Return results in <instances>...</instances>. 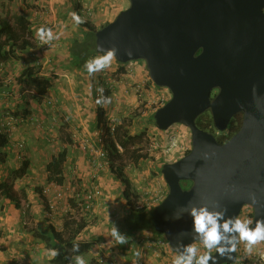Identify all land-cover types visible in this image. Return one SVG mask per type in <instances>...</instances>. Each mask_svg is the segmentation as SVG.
<instances>
[{
	"label": "water",
	"instance_id": "95a60500",
	"mask_svg": "<svg viewBox=\"0 0 264 264\" xmlns=\"http://www.w3.org/2000/svg\"><path fill=\"white\" fill-rule=\"evenodd\" d=\"M95 42L102 54L101 46L117 48L119 62L144 60L155 84L170 89L171 98L154 113L160 130L179 123L191 131L190 150L162 166L169 189L153 209L152 225L171 249L177 254L179 241L194 242L180 235L191 232L190 200L219 204L228 216L251 205L253 222L264 217V0H130L96 31ZM206 111L218 131L239 112L242 125L222 143L198 126ZM212 256L218 264L233 263L215 249Z\"/></svg>",
	"mask_w": 264,
	"mask_h": 264
},
{
	"label": "crops",
	"instance_id": "0c3cea01",
	"mask_svg": "<svg viewBox=\"0 0 264 264\" xmlns=\"http://www.w3.org/2000/svg\"><path fill=\"white\" fill-rule=\"evenodd\" d=\"M36 2L40 4L41 8H44V10L41 9L39 12L40 14L32 17L34 23L39 22L37 25H33V21L30 19L32 22V27L30 24V28L32 29L35 26L46 27L49 24L51 26L47 28H52L54 34H58L59 38L64 36V39L59 40L58 38L53 40L51 44L55 45L54 47H43L41 46L43 43H41V41L36 37L38 44L37 47L33 46L34 48L21 51V53L17 51V54L22 55L18 60L11 57L8 52L9 47H6V54H8V56H5L6 54L3 56L5 57L4 61L7 63L5 73L13 77L12 79L14 82H12L13 84L11 83L9 86L5 87L4 84L0 87V121L2 122L3 113L5 111H20L23 115L30 114L31 110L46 111V109L42 108V106H45V102L43 101L44 98H57L56 101L59 107H57V109L51 107V110L47 111H57L59 127L65 126L68 134L70 133L68 135V139H70L68 140L70 142L68 144V156L70 157V161L68 165L65 162V167H68L69 170L66 172L65 169L64 183L62 185H57L60 187H67L68 189L69 185L72 184L70 181L75 178V180H80V185H82L84 189L89 188L94 183H98L102 186L104 192V197L101 198L102 201L99 203L98 209L100 210L95 213L96 216H99L98 220L94 221V224H88L81 232L82 237L86 235V238H88L89 241H93L89 251L84 254V258L88 261V264L90 263V260L92 262H94V260H102V264H134V262L135 264H172V260L176 255L172 249L168 248L169 250H166L162 256L158 257L150 253L145 247V243L142 242L143 238H145L144 236L146 234L151 235L153 231L148 232L139 230L131 232L126 229V223L124 221L126 204L121 205L122 207L119 204H116L119 199L123 200L124 198L123 195H119L121 192L120 189H118V184L116 183L118 180H116L115 174L108 172L107 176L109 177H107L105 170L98 171L96 172L97 174L93 173L91 169V153L89 151H84L79 147L80 143L86 138L92 137L94 131L97 129L99 125L98 118L102 107L105 111H107L106 120L110 123V120L115 119V117L112 116L115 111H119L121 114L126 112L127 114L128 112H132L133 108L138 105L136 94H134L131 90L129 91V88L131 89V87H128L129 85L135 83L136 81L146 82L148 87L146 94H149L150 96L154 93L157 95L158 91H160L159 88L162 87L150 81L149 75H146V72L140 68L142 66L141 64H139V67L131 65L133 63L138 64L139 61H134L130 64L129 62L122 63L115 59L112 62L111 67L107 68L108 71H106L104 75L101 72H97L90 76L84 68L85 63L81 66H77L76 59L72 58L69 54L70 42L72 37H75L76 35L73 34V32L66 33L67 35L57 33V4H59V7L64 5L63 9L66 8L65 12H60V17L64 20L70 19L71 17L69 13L79 10L80 5L78 4L77 7H73L72 9L71 5L73 4V6H75V3H72V0H36ZM88 4H93L92 8L94 10L95 19L109 22L112 21L122 9L130 5V0H90L88 1ZM88 4H85V6ZM70 21H72V18ZM97 24V21L94 20L87 23L89 26L98 28ZM82 29L87 31V27L85 26ZM32 33L36 36L33 29ZM61 42L65 45L62 51L59 50L61 48ZM57 43H59L58 47ZM94 56L96 55H93L92 57ZM9 57H11V59H8ZM33 58L38 60L37 63H40V61L42 62V65L40 66L42 74L51 77L53 80V84L49 91L44 95L43 100L41 99L35 101L38 105L37 103L34 104L33 101L30 104L26 102V99L23 97V84L18 83V85H16L14 78L18 77L25 67L33 66L31 62ZM129 65L133 67L132 74L126 73V67ZM116 70L118 71L114 74V82L116 85H113V83L109 85V83L112 82L111 72H115ZM132 79L134 80L130 81ZM0 83H3L2 79ZM100 87L106 89L105 96L109 97L112 104H115L116 107L113 108V106H109V103L105 104V106H101L96 103L94 98L97 97L94 94L96 89ZM4 90H6L8 94H4ZM10 90H12V92H9ZM107 90L109 92H107ZM156 95L154 99L147 102L148 106L146 107V110H143L141 113L145 116L143 117V121L146 126L150 125L152 116L155 113V107L152 103L156 100ZM65 121L67 123H65ZM18 127V136L28 137L30 147L32 146L35 149L39 148L35 144L40 141L41 133L35 132L29 126H25L24 124H20ZM2 136L5 137V135ZM14 143L15 142H12V140L9 139L7 140V144L4 148L0 147V153L3 154V160H1L2 157H0V164L2 165H0V182L5 180L9 176L10 171L13 170L14 166L11 161H13L12 156L15 155L13 154V149L15 148ZM26 158H29L31 167L33 164L31 160H34L35 163L38 161L37 157L33 159V155L31 153L27 155ZM4 163H7L8 165L4 166ZM161 165H159V168L157 166L154 171L158 172ZM75 166H78L76 177L72 176V168ZM14 169L16 168L14 167ZM99 177L100 180H98ZM106 178L109 180H105ZM159 182L160 187H162L161 189L168 192L169 188L165 180L163 179ZM59 203L60 200H58V207ZM103 203H106L108 207L105 211L101 206ZM4 204L6 206L5 210H11L8 215L11 214L16 216L18 212L12 209V203L4 199ZM56 213L57 217L61 214L60 208H58ZM114 219H117V221H114ZM113 226H117L121 233L127 236L128 242L126 244H117L112 238L111 229ZM59 228L62 227H57V229ZM8 229L10 230L11 228L8 227ZM5 242L8 245V248L9 246L14 245L11 246V250H15V253L19 254V258L28 264H50L48 251L43 254L45 250H49L48 248H45L44 242H34V238L29 236L21 237L20 240L15 238H11L10 240L5 239ZM35 243H37V248L34 247ZM3 247H5V244ZM23 250L27 251L26 260L22 257ZM137 251L141 254L139 257L135 256ZM0 262H2L0 264H5L7 261L6 259L3 260V258H0Z\"/></svg>",
	"mask_w": 264,
	"mask_h": 264
},
{
	"label": "rangeland",
	"instance_id": "374dc122",
	"mask_svg": "<svg viewBox=\"0 0 264 264\" xmlns=\"http://www.w3.org/2000/svg\"><path fill=\"white\" fill-rule=\"evenodd\" d=\"M88 1L90 0H72V3H75V6H73V4L71 5L72 9L73 7H77L79 4L80 5L79 10H77L76 12H78V14L85 19L86 21L85 23H89L94 20V21H97L98 28L103 27L106 21H100L99 19H95V15L93 12L94 10L92 8L93 4H88ZM85 4H88V5L85 6ZM63 6L61 5L59 7V4H57V33H60V34L62 33V35H65V33L73 32V34H75L78 38L84 37V32L86 30L82 29L83 28L82 24L76 25L73 20L70 21L71 18L64 20L62 17H60L61 15L60 12L66 11V8L63 9ZM41 9L44 10V8H41L40 4H38L36 0H0V21L2 19H8L11 23H14L13 17H15L16 14H21L25 16L26 18H28V20L30 21V24L32 23L31 22L32 20L33 25H37L39 22L34 23V20L32 17H35V15L40 14L39 12L41 11ZM88 10L92 12L91 15H88ZM49 26L51 25L48 24L46 27H49ZM31 27H32V24H31ZM39 27L41 26H35L34 28L38 29ZM34 28L32 29L35 31ZM29 39L33 43V45L37 47L38 44H37L36 36L30 35ZM58 45L59 43H57V47ZM64 47L65 45L62 43L61 48L59 50L62 51ZM19 52L21 53V51ZM21 56L22 55H19L17 53H14L13 55H11V57H13L16 60L20 59ZM11 57H9L8 59H11ZM4 60H5V57H0V68H2L0 69V81L2 77L4 78V77L10 76L9 74L5 73L7 69L6 68L7 63ZM37 61L38 60L36 58H33V60L31 61L33 66L42 65L41 61L40 63H37ZM138 61L139 63L133 64V66L139 67V64H141L142 66L140 65L141 66L140 68L144 70V72H146V75H149L146 62L144 60H138ZM106 71L108 70L105 69V72ZM116 72L118 71L116 70L115 72H111L112 78L115 77L114 74ZM102 74L104 75L105 73H102ZM149 79L152 83L154 82L151 77ZM133 80L134 79L130 81H133ZM11 83L12 81L9 82L8 84L10 85ZM111 83H113V85H116L115 82H110L109 85ZM0 84L4 85V83H0ZM15 84L18 85V82L17 83L15 82ZM128 87H131V85H129ZM97 89L95 91V94L97 92ZM147 89L148 87L145 82L142 87V91H141L142 96L140 98L136 93L133 92L134 94H136L138 105L133 108L132 112H128L127 114L126 112L121 114L119 113V111H117L118 113L116 111L114 113L112 112L113 113L112 116L115 117L114 119L115 125L121 124L125 120H128V121H131V126L129 127L131 134H140V133L144 134L142 141L136 144V148L138 149L140 153L148 155V157L146 159H142V161L139 164L135 165L130 161V158L127 156V154H124V157L122 160L118 159L120 163H117V165L120 164L124 166V172L129 178L130 185H131V190H130V192L132 193L131 199L138 207H143V205L146 204L148 197H150L152 193H154L157 190L158 185L160 184L159 181L164 179L160 169H158L159 170L158 172H155L154 171L155 168H157V166L159 168V165H161V163L164 161L169 162L171 160H177V158H180L179 153L175 151L176 150L175 148L174 149L170 148L169 149V151L171 150L170 152L166 151V149L168 148V143H169L168 140H171L172 136L180 137V141L178 145H181L182 143V147H188V149L191 148V140H192L190 129L183 124H179V123L174 124L173 126H171L169 130L168 129L160 130L157 127V125L154 124L153 120L150 121L149 126L144 125L145 122L143 121V117L145 116H143V114L141 113L143 110L144 111L146 110V107L148 106L147 102L151 99H154L156 95L155 93L152 96H150L149 94H146ZM159 89L160 91H158V94L156 95L157 98L163 95L164 93H171L170 89L167 87H162ZM9 92H12V90H10ZM3 93L8 94L6 90H4ZM35 93L36 92L32 90H27V91L24 90L23 95L28 96V94H35ZM35 97L36 96H33V95L30 98L27 97L28 103L30 104L33 101L34 104H36L37 102L35 103V101L41 100V99H34ZM49 99L52 100L51 103L48 102ZM56 99L57 98L55 97H50V98L45 97L44 100L42 99L45 102L44 103L45 106H42V108L46 109V111H32L31 110L30 114L28 115H23L21 114L20 111L19 112L5 111L3 113L4 115L5 113L10 112L12 114H15L16 116L18 115L17 117L19 118V121L17 123V128L15 129L11 137L12 142L24 141L26 146L24 149L23 156L27 157V155L31 153L33 155V159L35 157L38 158L37 163H35L34 160H31L33 163L32 167L30 165L28 173L23 178H18L15 180L17 187H22V186L26 187V192H27V198L22 200L21 209L16 210L14 209V206H12V209L18 212L16 216L11 215V214L8 215L11 210H8V209L5 210L6 206L4 204V199H2L0 202V258L1 259L3 258V260L6 259L7 262H5V264H28L19 258V254L15 253V250H11L12 249L11 246H14V245L9 246L8 248V245L6 244L5 239L10 240L11 238H15V239L20 240L21 237L29 236L31 238H34V242L35 241L43 242L40 240L39 235L41 234V232L46 231V229H48L50 224H53L56 227H62L64 221L71 220V219L72 220L79 219L81 217L79 212H75V211L72 212L68 210V207L70 206V204L74 202L73 201L74 198L72 197L73 193H75V191L77 190L81 191L82 189H84V187L80 185L81 184L80 180L79 179L75 180V178H73L70 181L72 182V184L69 185L68 189L67 187L61 186V189L65 193L60 198V203L58 207V200H57V196L55 195L56 190H57V182H54V181L50 182L47 179V176H48L47 164L49 163V161L52 159L53 156L57 155L64 148L68 149V144L70 143L67 140L68 135L70 133L68 134V131L65 129V126L59 127V124H58L59 121L57 120L58 119L57 111H47V110H51V107H53L54 109H57V107H59ZM94 99L97 100L96 98ZM109 106H113V108L116 107L115 104L114 105L112 104V101L109 103ZM65 123L67 122L65 121ZM20 124L21 125L24 124L25 126L27 125L35 132L41 133L40 141L37 144H35L39 148L35 149L32 146L30 147L28 137L18 136L19 134L18 126H20ZM0 129H1V121H0ZM166 133L168 134V136H170L168 137L167 140L165 138ZM220 133L221 131H218V130L216 131L217 135H219ZM0 134H1V130H0ZM130 149L136 150L134 146H131ZM185 152L186 151H183L182 154L184 155ZM68 153H69V149H68ZM70 154H71V151H70ZM2 156L3 154H1L0 157ZM67 157L68 158H66V163L68 165L70 161V157L69 156ZM12 160L13 161H11V163L16 169H18L20 167L19 164H21V161L18 160L17 155H13ZM7 165H8L7 163H4V166H7ZM14 167H13V170L10 171L9 176L14 175L15 173ZM68 170H69L68 167H66V172ZM103 170L106 171V176L108 175V172L110 173L109 167L104 168ZM98 180H100V177L98 178ZM105 180H109V179L106 178ZM116 183L121 184L119 185L121 188H118V189H120V192H121V194L119 195L122 196L123 184L121 183L120 180H118V182ZM46 189H48V192H44ZM50 201L55 203L54 205L56 208V211H53L52 216L49 215V212L51 210L49 206ZM116 204H119L120 206L123 204L125 205L124 199L123 200L119 199L118 203ZM57 207L60 208L61 210V214H59L58 217L56 213L58 210ZM96 220H98V218H96ZM8 227L11 229L9 230ZM4 244H5V247H3ZM241 245L242 244H240V246ZM34 247L37 248V243H35ZM47 251L48 250H45L43 254ZM260 251H264V242H261L260 244L255 246L252 254H258ZM22 257L25 260L27 259V251L23 250ZM89 262L92 263L91 260ZM94 262L96 261L94 260Z\"/></svg>",
	"mask_w": 264,
	"mask_h": 264
},
{
	"label": "trees",
	"instance_id": "16d2710c",
	"mask_svg": "<svg viewBox=\"0 0 264 264\" xmlns=\"http://www.w3.org/2000/svg\"><path fill=\"white\" fill-rule=\"evenodd\" d=\"M14 23H11L8 19H2L0 21V57H3L6 54V47H9V54L13 55L18 50L24 51L30 48H33V43L30 41L29 36H33L32 29L30 28V22L28 18L21 14H16L15 17H13ZM108 22H106L104 25H106ZM83 27H87V31L84 32V37L78 38V37H72V40L70 42V48H69V54L72 58L76 59L77 66H81L85 63L86 60L91 58L93 55H101L102 53H99L96 50V31L99 29L97 27H92L87 25V23L82 24ZM103 25V26H104ZM85 30V29H84ZM65 35H67L65 33ZM63 37V36H62ZM59 38V40L64 38ZM5 56H8L6 54ZM11 78V81L13 77L8 76ZM3 83L4 78L2 77ZM15 81L19 84H23V91L24 90H32L35 91V94H28V96L24 95L23 97L27 101V97L36 96L34 99H43L44 95L49 91L53 84V80L51 77L45 76L42 74L41 67L38 65L35 66H27L25 67L21 73L18 75V77L15 78ZM5 84V83H4ZM3 84H0V87ZM9 86V85H6ZM5 86V87H6ZM107 92H109L107 90ZM97 99V98H96ZM101 112L99 114V125L101 127L107 128V149L109 151L112 163L109 165L110 172L114 173L116 176V179L120 180L123 184V190L122 195L125 200L126 204V212L124 215V221L126 223L125 227L129 231H155L153 225H152V218H153V209L147 208V207H138L136 204L132 201V193L131 185L129 178L127 177L126 173L124 172V166L117 163H120L118 159H123L124 154H127V156L130 158V161L133 164H139L142 159H146L148 155L142 154L138 151L136 148V144L140 143L143 139L144 134H131L130 133V126L131 121L125 120L121 124H117L114 127V130L112 131L110 124L108 126L107 118V111L104 110V108H101ZM15 115V114H14ZM16 116V115H15ZM18 116V115H17ZM152 120L154 124L156 125L154 114L152 116ZM243 121V113L239 112L236 113L228 126V128L225 131H222L219 135L216 134L217 129L214 126L213 118L210 111H206L202 113L197 119L196 122L199 127L205 130L212 131L215 133L216 136H218V140L220 142H225V140H228L230 137H232L241 127ZM171 128V127H170ZM1 130V129H0ZM227 130H229L230 135H226ZM2 136L0 135V147L4 148L7 144V140L11 139V137L5 133L1 132ZM226 136V137H224ZM8 137V138H7ZM168 134L166 133L165 138L168 139ZM222 137V138H221ZM227 138V139H226ZM70 140V139H67ZM170 140H168L169 142ZM16 141L14 143L15 148L13 149V154L17 155L18 160L21 161L20 167L18 169H15L14 175L8 176L5 180L0 182V202L2 199H6L9 202H11L14 206V209L18 210L22 208V200L27 198V192L26 187H17V184L15 183V180L18 178H23L30 168V160L24 156H21L19 158V151L17 149ZM167 142V143H168ZM119 146H121L122 150H120ZM131 146H134L136 150H131ZM190 150V149H189ZM189 150H187L185 153H187ZM24 153V151L22 152ZM1 156V153H0ZM68 156V149L64 148L62 151H60L57 155L53 156L52 159L47 164L48 169V181L57 182V184H63L64 183V173H65V162L66 158ZM6 157V156H4ZM178 159V158H177ZM3 160V157L1 158ZM174 161V160H171ZM169 161V162H171ZM168 162V161H167ZM166 163V162H164ZM161 165L160 171L162 169L163 164ZM107 168V167H106ZM101 171V170H99ZM12 173V174H13ZM118 184V188H121ZM184 187H188L190 183L183 182ZM102 197H104V192ZM101 197V198H102ZM102 200H100L101 203ZM104 211L108 209L107 204L103 203L101 204ZM99 208V201L94 205L93 209L89 210L85 214L80 213L79 219L74 220H66L63 223L62 228L57 229V227L53 224H50L48 229L46 231L41 232L39 235L40 240L45 243V247L48 249H58L59 250V256L52 258L50 257V264H73L72 258L75 255L79 254H86L91 245L93 244V241H89L87 236L84 237L81 236V232L85 229V227L88 224H92L94 221H96V218L99 216L95 215V213L100 210ZM121 220V219H120ZM114 221H117V219H114ZM161 234V233H159ZM78 239L79 243V253L73 252V241ZM101 261L92 262V264H102ZM91 264V263H89Z\"/></svg>",
	"mask_w": 264,
	"mask_h": 264
},
{
	"label": "clouds",
	"instance_id": "9594fccd",
	"mask_svg": "<svg viewBox=\"0 0 264 264\" xmlns=\"http://www.w3.org/2000/svg\"><path fill=\"white\" fill-rule=\"evenodd\" d=\"M69 15L76 25L86 22L83 17L74 11L70 12ZM35 35L43 44H51L53 40L59 38L58 34H54L52 28L44 26L35 29ZM101 49L103 54L96 55L85 61L84 68L90 76L110 68L119 51L115 47L103 49L101 46ZM126 54L131 56L132 52L129 50ZM97 91L101 93L96 100L98 105L104 106L111 102L109 97L103 95L104 89L102 87L98 88ZM255 91L256 88L254 86L253 92L255 93ZM250 199L253 204L260 203L254 193L250 195ZM185 210L191 217V232H182L180 235H191L194 242L185 244L182 240L179 241L176 244L177 254L173 258L172 264H210V262L211 264H218L212 256L214 249L220 258L232 260L233 264H240L239 259L232 255L240 252V244L244 245L245 254L251 255L254 247L264 242V217L258 218L253 222L252 219L241 217L240 215L228 216V209L226 207L221 209L219 204L210 208L207 204L195 205L191 200L185 205ZM172 218L178 220L182 217L174 215ZM253 223H255L254 227L252 226ZM111 236L117 244L123 245L128 242L127 236L122 234L117 226L112 227ZM78 239L73 241L72 250L75 253H79ZM197 240L205 251L201 252L200 248L197 247L195 243ZM48 254L50 257L55 258L60 253L58 249H49ZM258 254L261 259H264V251H260ZM140 255L139 251L135 253L136 257ZM72 261L73 264H88L83 254L73 256Z\"/></svg>",
	"mask_w": 264,
	"mask_h": 264
},
{
	"label": "built area",
	"instance_id": "2783aa9c",
	"mask_svg": "<svg viewBox=\"0 0 264 264\" xmlns=\"http://www.w3.org/2000/svg\"><path fill=\"white\" fill-rule=\"evenodd\" d=\"M91 14L92 12L88 10V15H91ZM41 45L43 47H54L55 46L53 44H41ZM133 62L134 61H130L129 63L131 64ZM131 65L126 67L127 74H132L133 72V67ZM100 72L106 73L105 70L100 71ZM111 81L114 82L115 79L112 78ZM9 82H11V78L4 77L5 86L9 85L8 84ZM144 83L145 82L136 81L135 83L131 84V89L130 88L129 89L132 92L136 93L140 98L142 96L141 91H142V87ZM103 89H104L103 95L105 96L106 89L105 88ZM95 95L97 98H99L101 93L97 91ZM170 98L171 96L169 95V93H164L163 95L158 97L152 103L155 107V111L157 108L164 105ZM48 102L51 103L52 100L49 99ZM3 117L4 118L2 119V122H1V131L7 133L11 137L13 135V132L17 128V123L19 121V118L10 112L5 113ZM109 124L113 131L115 127V121L110 120V123H108L107 127H109ZM106 139H107V128L98 126L97 129L94 131L92 137L86 138L84 141L80 143L79 147L84 151H89L92 155L91 169L93 173H96L99 170H103L104 168L108 167L112 163L109 151L107 149ZM179 141H180V137L172 136L171 140L168 143V148L166 149V151L168 152L170 148L172 149L175 148L176 149L175 151L179 153V157L183 156L182 152L187 151L189 149L188 147H182V143L181 145H178ZM16 146L19 151V158H20L21 156H23L22 152L24 151L26 145L24 141H18L16 143ZM119 148L121 151H123L121 146H119ZM77 171H78V166L73 167L72 176L76 177ZM161 188L162 187H160V184H159L157 190L154 193H152L150 197H148L146 204H144L143 207L152 208L164 199V197L167 195L168 192L163 191ZM44 192H48V189H46ZM55 195L57 196V200H60V198L64 195V191L58 185H57V190H56ZM102 195H103V189L98 183L97 184L94 183L89 188L82 189L81 191L77 190L72 195V197L74 198L73 199L74 202L70 204V206L68 207V210L72 212L73 211L82 212V214H85L90 209L92 210L94 205L98 201L100 203ZM54 204L55 203L50 201L49 206L51 210L49 212V215H53V211H56ZM253 213H254L253 207L251 205H246L243 208L240 216L247 217L253 220ZM144 237L145 238H143L142 242L145 243V247L153 255L160 257L164 254L166 250H169L168 248H170V244L163 234L152 232L151 235L146 234ZM196 245L198 248H200L201 252L205 251V249H203V246L200 244V242H196ZM241 249L237 257L239 259L240 264H264V259H261L259 254L246 255L244 252L243 244L241 245Z\"/></svg>",
	"mask_w": 264,
	"mask_h": 264
},
{
	"label": "flooded vegetation",
	"instance_id": "af4514ba",
	"mask_svg": "<svg viewBox=\"0 0 264 264\" xmlns=\"http://www.w3.org/2000/svg\"><path fill=\"white\" fill-rule=\"evenodd\" d=\"M215 93H217V89H215L214 91H213V95H215ZM169 95L171 96V93H169ZM226 135L228 136V135H230V132H229V130H227V132H226ZM224 137H226V136H224ZM217 138H219L218 136H217ZM222 138V137H221ZM227 139V138H226ZM224 141H227V140H225L224 139ZM171 248V247H170ZM173 251V250H172ZM214 251V250H213ZM212 251V252H213Z\"/></svg>",
	"mask_w": 264,
	"mask_h": 264
}]
</instances>
